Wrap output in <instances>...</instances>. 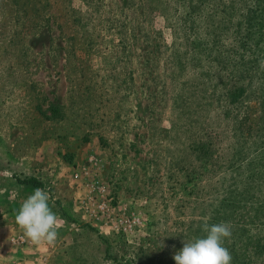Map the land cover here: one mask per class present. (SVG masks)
<instances>
[{
  "label": "rangeland",
  "instance_id": "obj_1",
  "mask_svg": "<svg viewBox=\"0 0 264 264\" xmlns=\"http://www.w3.org/2000/svg\"><path fill=\"white\" fill-rule=\"evenodd\" d=\"M28 177L54 246L9 244ZM205 221L264 264V0H0V264H175Z\"/></svg>",
  "mask_w": 264,
  "mask_h": 264
},
{
  "label": "clouds",
  "instance_id": "obj_2",
  "mask_svg": "<svg viewBox=\"0 0 264 264\" xmlns=\"http://www.w3.org/2000/svg\"><path fill=\"white\" fill-rule=\"evenodd\" d=\"M49 200V193L37 187L23 200L15 215V223L33 244L54 246L58 239L62 221L52 211ZM202 231L203 237L183 240V247L172 256L175 264H231V253L224 246L225 239L231 237L230 223L209 225L205 221Z\"/></svg>",
  "mask_w": 264,
  "mask_h": 264
},
{
  "label": "built area",
  "instance_id": "obj_3",
  "mask_svg": "<svg viewBox=\"0 0 264 264\" xmlns=\"http://www.w3.org/2000/svg\"><path fill=\"white\" fill-rule=\"evenodd\" d=\"M8 241H9V244L14 247H22V246L27 247L30 244H32V242L28 240L26 237H24V235L21 233L10 237ZM45 261H46V257L41 259V262H42L41 264H48V263H45Z\"/></svg>",
  "mask_w": 264,
  "mask_h": 264
},
{
  "label": "trees",
  "instance_id": "obj_4",
  "mask_svg": "<svg viewBox=\"0 0 264 264\" xmlns=\"http://www.w3.org/2000/svg\"><path fill=\"white\" fill-rule=\"evenodd\" d=\"M18 181L26 185H32L34 187L41 186V182L38 181V179H36L35 177H28V178L20 179Z\"/></svg>",
  "mask_w": 264,
  "mask_h": 264
}]
</instances>
